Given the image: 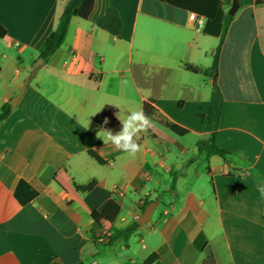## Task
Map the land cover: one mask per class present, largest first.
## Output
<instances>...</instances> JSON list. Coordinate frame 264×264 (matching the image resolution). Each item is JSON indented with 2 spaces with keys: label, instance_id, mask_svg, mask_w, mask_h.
Instances as JSON below:
<instances>
[{
  "label": "crops",
  "instance_id": "0c3cea01",
  "mask_svg": "<svg viewBox=\"0 0 264 264\" xmlns=\"http://www.w3.org/2000/svg\"><path fill=\"white\" fill-rule=\"evenodd\" d=\"M68 1L0 0V113L29 81L0 123V264H143L153 253V264H264V0L235 13L215 79L185 64L211 67L223 23L198 16V26L156 0H95L41 60ZM109 8L121 16L119 37L99 27ZM214 82L224 98L217 143L230 164L197 147L209 136L198 115ZM150 100L189 133L150 119L135 156L96 138L105 106L126 116Z\"/></svg>",
  "mask_w": 264,
  "mask_h": 264
},
{
  "label": "trees",
  "instance_id": "16d2710c",
  "mask_svg": "<svg viewBox=\"0 0 264 264\" xmlns=\"http://www.w3.org/2000/svg\"><path fill=\"white\" fill-rule=\"evenodd\" d=\"M162 3H166L176 8H180L190 13H195L199 17L208 18L223 23V32L213 53V63L210 68L201 70L198 67H194L185 64V68L191 72H202V74L208 78H214L217 75L219 68L220 52L229 25L233 21L235 14L230 12L234 6H238V9L253 3H263V0H156ZM95 0H69L66 4L64 11L61 15L57 28L48 35L40 47L39 58L43 61H47L48 58L53 55L63 44L67 37L69 25L73 17H80L82 19H88L94 7ZM123 23L119 11L115 8H109L106 14L99 22V27L109 32L114 37H119ZM6 33L5 28L0 24V37H3ZM224 98L220 88L216 82L213 84V91L210 99L209 109L205 114L200 113L198 116L207 120L209 136L206 139L199 140L197 147L199 153H206L207 157L218 155L227 163H231L232 153L228 150L220 147L217 143V133L220 128L222 119ZM143 111L149 116L150 119L158 122L159 124L167 127L173 133L183 136L189 133L188 130L180 127L179 125L169 121L166 117L161 115L158 110L152 106V101H146L143 104ZM11 112V105L9 103L2 107L0 113V123L8 117ZM117 108L113 106H105L102 113L94 118V121L106 129H111L113 132L119 131L121 128L120 121L116 118ZM108 119L107 125L103 124L105 119ZM165 136V133L160 132ZM89 154L99 163L104 164V160L95 152L90 151ZM94 185V181L87 185L79 186L76 188L80 191H88ZM135 226H139L135 223ZM132 227L125 231H115L114 234H124L128 236ZM206 238L204 234H200L194 241V245L197 250H201L205 245ZM158 259V254L153 253L143 264H153Z\"/></svg>",
  "mask_w": 264,
  "mask_h": 264
},
{
  "label": "clouds",
  "instance_id": "9594fccd",
  "mask_svg": "<svg viewBox=\"0 0 264 264\" xmlns=\"http://www.w3.org/2000/svg\"><path fill=\"white\" fill-rule=\"evenodd\" d=\"M115 106L118 109L120 108L119 105ZM116 116L120 121V130L113 132L111 129H101L96 133V138L102 139L104 144L111 143L115 149L121 152L135 156L141 150L138 137L140 133H146L149 130L152 122L142 109L130 111L126 116H122L119 111ZM108 123L109 121L106 118L103 124L107 125ZM88 125H84V128L87 129Z\"/></svg>",
  "mask_w": 264,
  "mask_h": 264
},
{
  "label": "water",
  "instance_id": "95a60500",
  "mask_svg": "<svg viewBox=\"0 0 264 264\" xmlns=\"http://www.w3.org/2000/svg\"><path fill=\"white\" fill-rule=\"evenodd\" d=\"M238 10V6H234L233 10L230 12L231 14H235ZM216 77H214L215 79ZM28 80H25L24 85L22 86V88L20 89V91L18 92V94L16 96H14L12 98V100L10 101L11 105L15 106L18 102V100L21 98V96L23 95L27 85H28ZM157 206V202H151L146 209L144 210V212L141 214V216L138 219V223L140 225H145L149 222L152 213L154 211V208Z\"/></svg>",
  "mask_w": 264,
  "mask_h": 264
},
{
  "label": "built area",
  "instance_id": "2783aa9c",
  "mask_svg": "<svg viewBox=\"0 0 264 264\" xmlns=\"http://www.w3.org/2000/svg\"><path fill=\"white\" fill-rule=\"evenodd\" d=\"M189 19L195 21L198 26H201L202 24V19L198 18V16L195 13L189 14Z\"/></svg>",
  "mask_w": 264,
  "mask_h": 264
}]
</instances>
